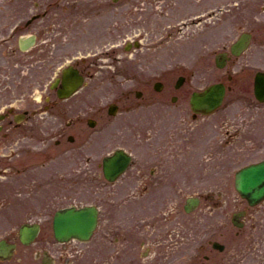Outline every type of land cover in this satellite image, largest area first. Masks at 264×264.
Masks as SVG:
<instances>
[{
	"label": "rangeland",
	"instance_id": "374dc122",
	"mask_svg": "<svg viewBox=\"0 0 264 264\" xmlns=\"http://www.w3.org/2000/svg\"><path fill=\"white\" fill-rule=\"evenodd\" d=\"M16 1L26 3L27 10L16 16L23 10L20 4L13 5V26L20 17L28 20L48 11L13 42L17 45L19 35L35 34L37 45L29 55H39L34 62L11 60L13 104L24 99L21 108L25 103L37 107L46 103L48 95L55 103V95L47 90L69 64L80 63L89 77L77 94L58 107L61 117L56 127L65 133L63 137L55 136V113L41 112L25 124L38 125L36 133L22 140L29 152L26 159L43 163L39 166L43 188L27 193L28 205L49 204L51 216L61 208L96 203L106 196L130 199L125 204L129 209L139 200L145 201L142 205L154 201L148 207L155 215L166 213L161 223L167 231L180 223V216L175 219L172 214L173 202L182 205L189 197H200L195 212L184 217L181 212L187 226L183 247L189 264H196L191 256L199 247L216 258L239 249L247 253L240 264H264V203L250 210L252 217L248 216L244 229L237 230L231 223L232 213L246 207L234 189L235 172L264 159V105L250 106L245 99L252 97L254 79L235 80L234 91L213 116L194 119L189 105L192 92L223 80L214 64L218 48L229 47L244 31L254 32V46L264 41V8L255 5L264 0ZM39 2L41 6L36 7ZM241 19L251 23L244 26ZM138 40L140 49L132 46L126 51L129 42ZM180 76H185V83L176 90ZM158 80L165 85L161 92L154 90ZM175 95L180 99L172 102ZM237 98L241 101L234 102ZM113 102L119 111L110 116L108 106ZM90 118L97 121L95 127L88 125ZM70 135L73 142L68 141ZM119 147L149 161V171L153 169L156 176L166 172L167 179L158 180L162 185L141 198L135 197L139 181L134 173L115 185L107 182L99 164ZM53 153L55 162H48ZM14 162L18 165L17 159ZM21 220L12 216L11 228L18 229ZM3 225L6 220L0 221ZM41 225L42 231H52L51 217ZM214 241L224 244L225 251L213 249ZM73 245L86 246L58 245L59 254Z\"/></svg>",
	"mask_w": 264,
	"mask_h": 264
},
{
	"label": "flooded vegetation",
	"instance_id": "af4514ba",
	"mask_svg": "<svg viewBox=\"0 0 264 264\" xmlns=\"http://www.w3.org/2000/svg\"><path fill=\"white\" fill-rule=\"evenodd\" d=\"M11 1L0 0V176L5 175L6 183H9L0 191V221L6 220L7 225L0 227V240L6 241L8 244H15L16 250L12 258L8 260L0 259V264H57L55 263V239L49 232H42L36 238L33 244L26 246L20 242L19 232L13 231L10 226L11 214L15 213L24 218L26 216L30 220L35 219L38 213L45 216L47 209L33 207L27 211L24 199L28 190V180L35 182V169L29 168L30 165L25 160L26 151L16 152L13 150V137L22 138L29 130L23 126L24 123H16L14 120L12 100L10 98V67L12 50H11ZM225 53V75L229 80L235 75L242 76L248 74L245 71V61L252 63L248 56H233L226 49H219L218 53ZM15 59H36L35 56L14 57ZM247 59V60H245ZM264 63V55L259 58ZM56 94V92H55ZM58 102L55 100V122L59 116L56 110ZM49 109V107H47ZM27 115L28 110L19 111ZM19 158L18 165L13 159ZM137 167L134 176H138L143 184L137 185V188L148 191L154 187L153 184L144 183L146 173ZM152 179V178H151ZM153 180V179H152ZM34 187L35 185L32 184ZM13 193V195H12ZM14 199H11V197ZM111 205L109 201L104 200L100 203L102 214L107 216L111 222L100 232V241L97 248L91 246L85 251V264H188V256L186 250L181 247H162L157 245H166V238L170 233L163 232H147L143 231L139 218L132 226H114L112 219L117 212L116 203ZM47 206V205H46ZM18 208V209H12ZM143 211L136 209V213ZM145 213H149L147 210ZM3 214V215H2ZM139 216V215H138ZM144 220V219H143ZM145 222V220H144ZM112 224V225H111ZM142 230V231H141ZM176 233V232H175ZM174 233V234H175ZM148 241V242H146ZM163 241V242H162ZM150 243L153 246H146ZM193 260L197 262L206 256L208 262L216 261V258L204 255L202 248L194 255ZM239 259L235 253L232 258H222L220 261L233 264ZM200 264H205L200 262Z\"/></svg>",
	"mask_w": 264,
	"mask_h": 264
},
{
	"label": "water",
	"instance_id": "95a60500",
	"mask_svg": "<svg viewBox=\"0 0 264 264\" xmlns=\"http://www.w3.org/2000/svg\"><path fill=\"white\" fill-rule=\"evenodd\" d=\"M64 76L67 79L70 77L65 70ZM256 94L261 100H264V74H259L257 77ZM223 96V86H211L204 92L193 95L191 100L192 108L194 111L203 114L211 113L221 105ZM126 161L127 159L124 155L117 153L110 162L115 169L112 170L111 166H109L110 171L113 174H117L125 167ZM236 187L241 195L249 200L251 205L264 199V162L241 169L236 175ZM95 221L96 214L92 209L75 210L71 208L59 212L54 223L56 236L61 241L70 239L73 236L87 239L92 232Z\"/></svg>",
	"mask_w": 264,
	"mask_h": 264
}]
</instances>
